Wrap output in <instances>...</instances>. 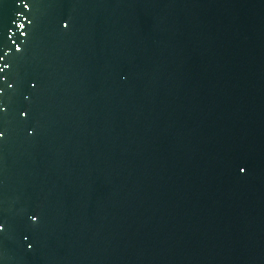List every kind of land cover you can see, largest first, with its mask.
Masks as SVG:
<instances>
[{"label": "water", "instance_id": "water-1", "mask_svg": "<svg viewBox=\"0 0 264 264\" xmlns=\"http://www.w3.org/2000/svg\"><path fill=\"white\" fill-rule=\"evenodd\" d=\"M0 264H264V0H0Z\"/></svg>", "mask_w": 264, "mask_h": 264}, {"label": "snow or ice", "instance_id": "snow-or-ice-1", "mask_svg": "<svg viewBox=\"0 0 264 264\" xmlns=\"http://www.w3.org/2000/svg\"><path fill=\"white\" fill-rule=\"evenodd\" d=\"M242 170V169H241Z\"/></svg>", "mask_w": 264, "mask_h": 264}]
</instances>
